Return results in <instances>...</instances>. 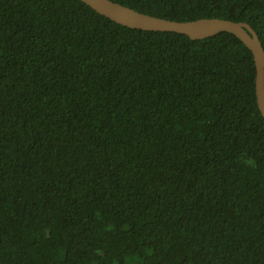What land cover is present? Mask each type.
Here are the masks:
<instances>
[{
  "label": "trees",
  "instance_id": "16d2710c",
  "mask_svg": "<svg viewBox=\"0 0 264 264\" xmlns=\"http://www.w3.org/2000/svg\"><path fill=\"white\" fill-rule=\"evenodd\" d=\"M245 22L264 0H112ZM251 51L116 24L80 0H0V264H264Z\"/></svg>",
  "mask_w": 264,
  "mask_h": 264
},
{
  "label": "water",
  "instance_id": "95a60500",
  "mask_svg": "<svg viewBox=\"0 0 264 264\" xmlns=\"http://www.w3.org/2000/svg\"><path fill=\"white\" fill-rule=\"evenodd\" d=\"M97 14L116 24L144 31L173 32L202 40L226 32L236 36L252 53L256 77L255 94L258 109L264 118V49L257 33L245 22L220 18L191 21L167 20L135 11L112 0H80Z\"/></svg>",
  "mask_w": 264,
  "mask_h": 264
}]
</instances>
